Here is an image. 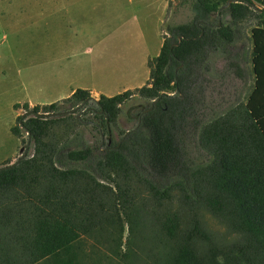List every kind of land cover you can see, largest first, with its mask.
<instances>
[{
    "label": "trees",
    "instance_id": "16d2710c",
    "mask_svg": "<svg viewBox=\"0 0 264 264\" xmlns=\"http://www.w3.org/2000/svg\"><path fill=\"white\" fill-rule=\"evenodd\" d=\"M228 1L178 0L190 19L167 27L146 85L22 106L11 133L32 153L0 165V264H264V0ZM134 94L148 104L117 143L77 139V114L94 106L105 134Z\"/></svg>",
    "mask_w": 264,
    "mask_h": 264
},
{
    "label": "rangeland",
    "instance_id": "374dc122",
    "mask_svg": "<svg viewBox=\"0 0 264 264\" xmlns=\"http://www.w3.org/2000/svg\"><path fill=\"white\" fill-rule=\"evenodd\" d=\"M69 2L71 1L63 0L58 4L51 0H38L36 5L34 0H0V161L17 154L13 160L10 159L11 163H14L24 153L28 142V137L23 131H21L20 138L11 133V128L17 124L16 114L18 117L25 113L21 108L15 111L10 106V102L19 95L17 84L14 81L17 79L16 71H19L21 67L18 55L20 20L27 19L30 23V21H35L36 13L44 11L43 22L46 24L50 23L52 19L47 18V15L52 11H56L58 8L54 4H58L60 9L55 20L60 22V28L70 21L69 15H71V19L78 22L74 25L71 24V26L80 29V25L81 27L83 26V21H89L94 28L99 29L100 34H105V38H122L123 44L121 46L124 48L142 40L148 48V55L155 57L158 54L161 40L167 35V27L169 25L185 23L191 16L186 8L179 6L178 0H90L86 3L90 8L86 9L85 12L71 10ZM30 6H34L31 11L27 10V7ZM28 32L29 36L32 37L35 32V26L29 27ZM109 42L110 40L106 43ZM246 44L250 48L248 41H246ZM8 46H11L13 49L11 59L7 54ZM117 48L120 49V45H117ZM117 51L119 52V50ZM215 62L216 70L221 71L223 66L222 58L219 57ZM248 69L250 71V65H248ZM252 82L253 79L250 78L247 91L252 87ZM240 85L241 83L237 80L224 81L220 88L222 97L227 102L233 101L235 89H240ZM93 99L98 100L99 97ZM147 104L148 101L137 94L129 97L120 106L116 125H112L110 132H105V134L99 133L94 128L97 120L92 112L95 108L91 105L88 111L77 114L79 118H83L85 123V126L76 132L77 139L85 140L90 146L101 144L106 147L108 140H111V144H115L122 137V133L134 128L139 112ZM68 123L70 122L61 123V130H58V132L72 133L71 127H65ZM76 133L72 135V138H76L74 136ZM31 153L32 146L29 143L27 155ZM204 219L207 222L208 228L215 234L220 236L225 234L224 228L210 215L204 213ZM100 264L120 263L115 260L102 259Z\"/></svg>",
    "mask_w": 264,
    "mask_h": 264
},
{
    "label": "crops",
    "instance_id": "0c3cea01",
    "mask_svg": "<svg viewBox=\"0 0 264 264\" xmlns=\"http://www.w3.org/2000/svg\"><path fill=\"white\" fill-rule=\"evenodd\" d=\"M34 1L37 5L38 0ZM51 1L59 4L63 0ZM70 1L69 8L73 11L85 12L90 8L86 4L90 0ZM58 4H54L58 9L47 15L52 19L50 23L43 22L44 11L36 13L35 21L30 23L27 19L20 20L18 55L21 67L16 71L17 79L14 81L19 95L10 102L13 109L15 105L21 109L24 104L30 108L49 105L68 98L79 89L88 91L92 98H98L101 95L112 97L146 85L149 81L148 61L154 57L148 55V48L142 40L125 49L121 46L122 38H105V34H100L89 21H83L80 29L71 26L78 23L71 19V15L70 21L60 28V22L55 20L60 9ZM33 8L30 6L27 10ZM34 26L35 32L31 37L28 28ZM108 40L110 42L106 43ZM117 45L121 48L118 49ZM12 51L8 46L10 59ZM16 155L1 160L0 164L13 160Z\"/></svg>",
    "mask_w": 264,
    "mask_h": 264
},
{
    "label": "water",
    "instance_id": "95a60500",
    "mask_svg": "<svg viewBox=\"0 0 264 264\" xmlns=\"http://www.w3.org/2000/svg\"><path fill=\"white\" fill-rule=\"evenodd\" d=\"M230 2H232V0H229V1L227 2V4L223 7V9H225V8L230 4ZM180 41H181V38H179V43H180ZM176 45H178V44H176ZM180 98H182V97L180 96ZM22 116L24 117L25 114H22ZM28 149H29V143L27 142V145H26L25 151H24V153L20 156L21 159H23V158L26 157Z\"/></svg>",
    "mask_w": 264,
    "mask_h": 264
}]
</instances>
